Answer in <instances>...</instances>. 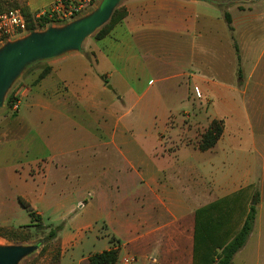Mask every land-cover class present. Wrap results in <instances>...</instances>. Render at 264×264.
Returning <instances> with one entry per match:
<instances>
[{"label": "crops", "instance_id": "obj_1", "mask_svg": "<svg viewBox=\"0 0 264 264\" xmlns=\"http://www.w3.org/2000/svg\"><path fill=\"white\" fill-rule=\"evenodd\" d=\"M25 1L29 15L34 16L56 0ZM120 5L127 14L107 36L89 43L87 50L44 61L42 69L30 76L28 87H17L20 102L27 99V114L10 121L6 117L0 123L13 137L24 131V123L32 139L43 142L49 138L51 125L59 124L61 133L67 132L72 140L83 115L87 122L113 118L102 99L104 92L110 91L103 80L111 82L116 91L139 90L145 98L147 89L156 83V100L145 99V103H163L167 108L166 134H159V142H168L173 149L160 145L158 152L138 157L135 162L127 150L118 147L113 133L105 143L126 163L123 177L135 181L133 196L147 207L143 216L133 221L123 219L130 203L124 196L106 211L92 202L81 209L90 206L92 213L110 220L112 231L108 232L106 225L102 229L105 238L111 236L117 242L116 264L135 259L130 254L141 259L139 264H194L195 212L250 187L244 197L255 207L256 215L242 249L249 248V264H264V0H123ZM225 11L230 27L223 17ZM77 62L85 68L74 67ZM46 67L49 73L34 84ZM151 77L154 80L147 82ZM164 87L179 92L162 97ZM191 87L198 103L193 105L197 113H183L192 123L188 129L179 124L175 113L191 100ZM98 94L101 99L96 98ZM170 119L177 125H168ZM212 120L223 121V132L211 149L200 151L197 143L183 140L195 138L197 129L203 134ZM71 151L61 150L59 156ZM94 186L101 188L99 182ZM35 214L42 215L38 211ZM67 217L72 220L68 215L61 219ZM80 222L74 221L73 235L83 236L94 228L78 225ZM131 229L138 239L127 251V244L120 243L118 237ZM151 236L155 239L149 254L143 248ZM95 237L104 240L101 235ZM239 261L247 264L246 258Z\"/></svg>", "mask_w": 264, "mask_h": 264}, {"label": "rangeland", "instance_id": "obj_2", "mask_svg": "<svg viewBox=\"0 0 264 264\" xmlns=\"http://www.w3.org/2000/svg\"><path fill=\"white\" fill-rule=\"evenodd\" d=\"M89 12L91 10L85 14ZM44 29L38 28L37 31ZM96 32L83 42L82 51L87 50V45L95 40ZM91 62L94 63L93 60ZM43 65L44 62H37L27 67L13 83L5 96L3 107L0 108V121L6 117L7 121H10L16 115L22 117L27 114V99L21 100L20 109L16 114H12L6 108L5 101L17 87H28L30 76L41 70ZM74 67L85 68L81 62L75 63ZM150 80L154 78H149L147 82ZM103 83L107 85V89L111 88L110 91L104 92L105 96L102 99L107 101L113 118L104 117L97 123L87 122L83 115L72 132L76 134L72 140L68 138L67 132L61 133L59 124L51 125L48 132L49 138L43 142L38 139L33 140L32 135L25 130L24 123L22 124L24 131L16 137L8 134L6 125L0 123V245H38L37 250L19 264H88L85 259L91 254L105 250L110 244L117 246L113 237L103 236L106 234L102 229L105 225L108 226V232L112 231L109 225L110 220L106 217L101 219L104 215L92 213L90 206L86 210L81 209L88 202L106 211L123 196L128 197L130 198L129 212L123 219L129 221L140 219L144 209L147 208L140 204L141 200L138 196H133L137 190L136 183H133L135 181L126 180V177H123L125 172L122 173V171H126V163L115 148L105 143L109 141V136L113 133L118 147L127 150L130 153L129 159L135 162L138 157L154 151L158 152L160 145L164 149L167 147L173 149L174 146L168 142H159V134H166L164 120L167 108H163V103H145V99H151L153 102L156 100L155 88L158 86L156 83H150L151 87L147 89L146 98L139 90L126 93L113 89L111 82L106 83L103 80ZM120 87L122 88V85H117V88ZM176 90L164 87L161 96L177 94L179 91ZM190 95L191 100L183 103V106L175 113V119L179 121V124L188 129L192 128V123L190 119L184 118L186 115L183 113L189 112L190 116L197 113L193 105L198 103V99L195 98L193 87H191ZM95 96L101 99V95ZM120 96H124L122 101L119 100ZM202 106L204 108V103ZM168 125L177 124L174 119H170ZM12 126L17 128V123L13 122ZM201 133L197 129L195 134L191 133V136L195 135V138L183 140L198 144ZM165 138L167 139L166 136ZM61 150L72 151L59 156ZM107 169L109 172H105ZM98 182L101 188L94 186ZM96 196L99 198L96 199ZM20 200L29 204L33 212L42 213L41 222L36 223L38 226L29 227L32 225L31 218ZM79 202L80 204L77 205ZM67 211L70 212L66 213ZM64 215L70 216L72 220L68 217L61 219ZM74 215L76 216L73 217ZM150 215L149 213V217ZM35 216L38 215L35 214ZM75 220L81 221L78 225L87 224L94 228L83 236L73 235ZM52 229L57 230L56 237L48 239ZM97 234L104 240L96 239ZM154 237L151 236L150 240L146 241L148 245H144L143 249L148 253L153 249ZM69 238L71 240L62 246L63 241ZM118 238L121 239L120 243L127 244L126 250L130 251L131 242L138 239V234L131 229L127 235H121ZM128 256L136 259L130 264H139L141 261V259L138 261L134 254ZM250 256L249 248L244 247L235 254L233 264H238L241 257L246 258L249 264ZM122 257L123 252L120 253L119 260ZM148 263L152 264V262H146Z\"/></svg>", "mask_w": 264, "mask_h": 264}, {"label": "trees", "instance_id": "obj_3", "mask_svg": "<svg viewBox=\"0 0 264 264\" xmlns=\"http://www.w3.org/2000/svg\"><path fill=\"white\" fill-rule=\"evenodd\" d=\"M14 9H20L29 23V30H35L31 24L32 16L28 13L25 0H0V14ZM126 14L125 8L118 5L113 11L109 21L94 35L95 40H101L107 36L114 26L125 18ZM223 17L226 24L230 27L231 20L226 11L224 12ZM40 28H45V25H40ZM235 49L238 51L236 45ZM49 71L50 68H44L38 75L34 84L40 82ZM5 104L6 108L9 110L12 104L11 94L7 96ZM222 132L223 121L212 120L208 128L202 134L201 139L197 144V148L200 151L211 149L221 137ZM250 189V187H247L231 197L216 201L215 203L202 207L195 212L194 264H232L233 257L242 249L252 230L256 215L255 207L249 205L250 200L244 197V193ZM20 203L31 218L32 225L29 227L38 226L36 223L41 222V217L35 216V212L32 211L29 204L22 200H20ZM239 220L242 221L240 228ZM56 233L57 230L52 229L48 234V239H54ZM117 260L118 247L114 245L108 250L91 254L87 258L88 264H116Z\"/></svg>", "mask_w": 264, "mask_h": 264}, {"label": "water", "instance_id": "obj_4", "mask_svg": "<svg viewBox=\"0 0 264 264\" xmlns=\"http://www.w3.org/2000/svg\"><path fill=\"white\" fill-rule=\"evenodd\" d=\"M123 0H100L88 14L63 25H50L0 46V108L22 72L29 66L80 52L83 42L103 27ZM212 2V0H204ZM108 89H111L108 87ZM38 245H0V264H19L33 254Z\"/></svg>", "mask_w": 264, "mask_h": 264}, {"label": "built area", "instance_id": "obj_5", "mask_svg": "<svg viewBox=\"0 0 264 264\" xmlns=\"http://www.w3.org/2000/svg\"><path fill=\"white\" fill-rule=\"evenodd\" d=\"M100 0H56L55 3L36 15L32 16L31 24L37 30L40 25H63L77 19L88 11L94 9ZM43 23V24H42ZM28 22L20 9H14L0 14V46L31 32ZM33 30V31H35ZM11 113L19 110L20 95L17 90L11 94ZM134 258L124 259L125 264L134 262Z\"/></svg>", "mask_w": 264, "mask_h": 264}]
</instances>
